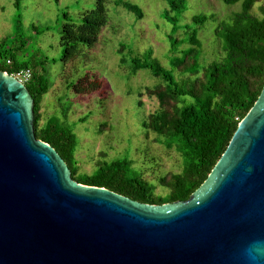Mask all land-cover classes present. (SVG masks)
Listing matches in <instances>:
<instances>
[{
    "label": "water",
    "instance_id": "water-1",
    "mask_svg": "<svg viewBox=\"0 0 264 264\" xmlns=\"http://www.w3.org/2000/svg\"><path fill=\"white\" fill-rule=\"evenodd\" d=\"M0 71V264H264V85L187 200L148 204L73 180Z\"/></svg>",
    "mask_w": 264,
    "mask_h": 264
},
{
    "label": "trees",
    "instance_id": "trees-1",
    "mask_svg": "<svg viewBox=\"0 0 264 264\" xmlns=\"http://www.w3.org/2000/svg\"><path fill=\"white\" fill-rule=\"evenodd\" d=\"M163 1L161 18L171 24L168 66L153 55L151 48L140 53L131 52L129 58L122 56L119 60L122 66L127 65L129 76L145 69L156 78L155 84L138 92L139 97L145 94L157 102L141 126L144 133L154 134L155 141L167 149L174 148L181 157L180 171L159 175L155 182L143 178L141 171L133 167L132 159H106L104 151L94 158L89 173L78 172L75 157L78 138L73 131L75 124L65 121L67 108L61 116L53 114L42 121L39 109L42 96L49 89L47 78L43 72H32L25 62L16 61L10 50L4 48L9 41L11 43V37L5 36L0 41V57L3 58L0 71L12 74L26 68L30 70L24 85L33 99L34 135L57 151L68 166L71 178L148 204L189 198L220 158L238 122L252 107L264 85V0H221L226 5L238 3L239 9L214 28L221 56L210 62L202 59L198 31L212 15L197 13L190 21L182 22L188 1ZM20 2L14 0V5L18 7ZM104 2L94 0L92 8L81 12L78 23L68 20L63 13L66 20L59 29L61 60L75 58L81 53V47L91 46L96 41L101 28L108 22ZM112 3L122 6L136 19L143 16L141 7L131 1L112 0ZM33 29L37 33L44 31L35 26ZM178 30L181 31L179 37L175 36ZM124 50L125 45L120 43L118 52L122 54ZM97 85L88 75L66 83L75 93H90ZM156 184L165 192L156 193Z\"/></svg>",
    "mask_w": 264,
    "mask_h": 264
},
{
    "label": "rangeland",
    "instance_id": "rangeland-1",
    "mask_svg": "<svg viewBox=\"0 0 264 264\" xmlns=\"http://www.w3.org/2000/svg\"><path fill=\"white\" fill-rule=\"evenodd\" d=\"M108 22L102 27L96 41L91 46L81 47L75 58L61 60L59 29L66 20L80 22L81 12L92 8L94 0H21L16 7L14 0H0V41L11 37L8 48L18 62H25L35 73L43 72L49 83L48 91L40 101L42 121L53 114L61 116L67 108L65 121L75 124L77 136L78 172L89 173L93 169L94 158L100 151L106 159L128 157L133 167L140 170L143 178L151 180L168 172L181 169V157L174 149H167L155 141V135L144 133L141 122L153 111L157 102L145 94L138 96L145 86L156 82L147 70H138L129 76L127 65H121L122 56L129 58L147 48L159 61L168 66L170 54L168 35L171 24L161 18L165 7L163 0H128L141 7L142 18L122 6H115L112 0H104ZM184 21H190L193 14L212 15L198 31L202 46V59L210 62L221 56L220 43L214 28L228 19L239 4L226 5L221 0H187ZM44 31L37 33L34 29ZM178 30L175 36L179 37ZM120 43L125 45L121 54ZM3 58L0 57V61ZM88 75L98 87L90 93H75L66 83L75 82ZM17 78L22 79L21 75ZM140 101V104L137 101ZM85 117L83 121L80 119ZM104 126V127H103ZM156 193L165 190L156 184Z\"/></svg>",
    "mask_w": 264,
    "mask_h": 264
},
{
    "label": "built area",
    "instance_id": "built-area-1",
    "mask_svg": "<svg viewBox=\"0 0 264 264\" xmlns=\"http://www.w3.org/2000/svg\"><path fill=\"white\" fill-rule=\"evenodd\" d=\"M11 75H13L16 79H18L20 82L24 84V82H26L30 77V70L27 68L22 69L18 72L12 73ZM17 75H21L22 79L17 78Z\"/></svg>",
    "mask_w": 264,
    "mask_h": 264
}]
</instances>
